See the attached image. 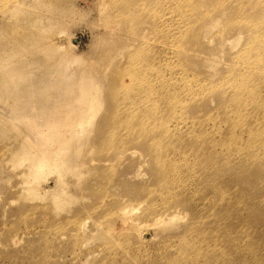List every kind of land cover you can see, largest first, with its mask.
I'll use <instances>...</instances> for the list:
<instances>
[{
	"label": "rangeland",
	"instance_id": "obj_1",
	"mask_svg": "<svg viewBox=\"0 0 264 264\" xmlns=\"http://www.w3.org/2000/svg\"><path fill=\"white\" fill-rule=\"evenodd\" d=\"M253 3L264 0H0V60L18 41L17 62L59 61L96 99L93 115L80 109L92 119L77 171L58 159L60 178L47 176L62 200L29 198L30 133L0 72V264H264V164L223 142L243 154L264 127L250 99L244 127L227 121L225 79L252 70ZM40 30L66 47L33 44ZM113 118L125 125L104 131Z\"/></svg>",
	"mask_w": 264,
	"mask_h": 264
},
{
	"label": "bare ground",
	"instance_id": "obj_2",
	"mask_svg": "<svg viewBox=\"0 0 264 264\" xmlns=\"http://www.w3.org/2000/svg\"><path fill=\"white\" fill-rule=\"evenodd\" d=\"M252 8L253 11L250 15L255 20L249 21L246 24H250V28L247 31H252L255 42H252L254 46L251 52V46L248 44L250 34H248V37L243 40L244 50L242 51L246 68L252 67V70L245 73L238 71L235 77L228 78L230 74L225 79V82L228 84L226 87L233 90L232 101L229 105H233L234 109L230 110L227 115V121L230 125L229 131L236 127L242 128L245 126L244 118L251 115V108L255 110L253 117L257 120L256 123H260L262 120L264 122V100L260 97V99H256L260 94L257 87L262 82L259 79L262 78L264 80V25L262 26L257 21L259 18L264 21V5L262 3H253ZM250 15L249 17L244 16V18L251 19ZM46 36L48 35L40 30L32 43L35 45L45 43L43 39ZM52 42L50 40L45 43L46 51L53 53L57 47H66L63 46L65 44L60 43L56 45L55 42L54 45ZM10 50L11 53L7 54L9 57L8 61L6 56H2L0 60V72H3L4 80L7 77V81L11 83L7 86L8 90L15 93L14 102L8 101L7 105L17 119L23 120L26 128L29 130L30 142L32 144L30 152L26 153L25 157L29 159L28 166L23 165L22 167L24 168L19 172L22 177V189L29 198L50 195L53 201L62 200L61 195L54 191L52 186H48L47 176L55 173L60 178V168L57 164L58 159H61L63 164L66 163L71 165V167L74 166V172L77 171L75 165L78 163L77 158L80 155V148L86 143V139L82 137L83 126L86 125L85 123H91L90 119L92 118L90 116L96 112V99L91 94L92 87L85 85L81 79L79 82H75L60 78L61 65L59 61L51 62L49 68L42 69L40 72L39 69L34 70L36 64L33 60L20 61L18 59L19 62H17V58H14L22 50L21 43L18 41L13 44ZM256 76L259 77L256 78ZM257 93L259 94L257 95ZM246 99L252 100V103L247 102ZM248 103H251L249 105L251 107L248 110L249 115L246 113ZM18 109L20 111H17ZM80 109H87L90 116L84 118ZM121 124H124L122 120L113 118L111 124H107L104 131L108 128H119ZM144 131L142 132L146 136L149 135L145 129ZM228 133L234 135V131ZM111 136L113 137V135ZM73 137H77V141L72 143L79 147H76V150L71 148L72 144L70 141ZM235 141L236 139L232 136L225 137L223 140L230 147L229 152L237 154L238 157H241L240 159H243L247 155L248 158L253 160V164H259L260 162V164H264V159L261 156L262 160H260L255 150V148H260V146L264 150L263 126L259 129L255 127L248 130V143L245 145L247 149L243 154L240 151L242 146L236 147L237 143ZM154 163L157 166V159ZM260 164L257 167H260ZM254 166L256 167V165ZM161 171L159 172L161 173ZM165 173L168 174V170ZM249 173L248 175H251L255 172ZM142 228L143 226H140V230Z\"/></svg>",
	"mask_w": 264,
	"mask_h": 264
}]
</instances>
